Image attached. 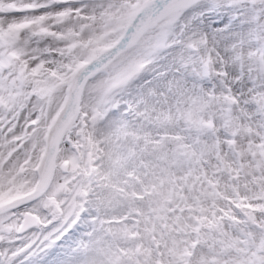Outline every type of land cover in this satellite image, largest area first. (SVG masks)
<instances>
[{
    "label": "snow or ice",
    "instance_id": "6c2138e0",
    "mask_svg": "<svg viewBox=\"0 0 264 264\" xmlns=\"http://www.w3.org/2000/svg\"><path fill=\"white\" fill-rule=\"evenodd\" d=\"M0 264H264V0H0Z\"/></svg>",
    "mask_w": 264,
    "mask_h": 264
}]
</instances>
